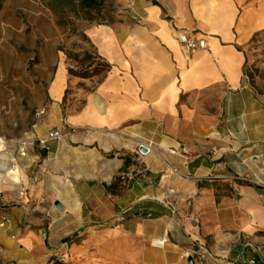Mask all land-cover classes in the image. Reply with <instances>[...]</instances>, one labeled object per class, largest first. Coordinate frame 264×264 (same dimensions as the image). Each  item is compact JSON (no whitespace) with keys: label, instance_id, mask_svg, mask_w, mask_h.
Wrapping results in <instances>:
<instances>
[{"label":"crops","instance_id":"0c3cea01","mask_svg":"<svg viewBox=\"0 0 264 264\" xmlns=\"http://www.w3.org/2000/svg\"><path fill=\"white\" fill-rule=\"evenodd\" d=\"M86 34L98 81L67 99L60 67L33 143L0 150V264H217L224 241L229 264H264V0H136Z\"/></svg>","mask_w":264,"mask_h":264},{"label":"rangeland","instance_id":"374dc122","mask_svg":"<svg viewBox=\"0 0 264 264\" xmlns=\"http://www.w3.org/2000/svg\"><path fill=\"white\" fill-rule=\"evenodd\" d=\"M104 2L100 12L93 11L92 18H86L79 0H0V137L7 141L6 147L30 136L47 111L51 84L60 67L69 73L67 99L75 89H89L98 81L100 74L84 78L70 72L88 66L85 50L95 54L86 31L96 25L118 24L136 5V0ZM254 47L257 62L248 69L249 77L264 92V36L255 40ZM82 239L74 241L83 244ZM224 242L213 253L217 264L231 263L230 246Z\"/></svg>","mask_w":264,"mask_h":264},{"label":"trees","instance_id":"16d2710c","mask_svg":"<svg viewBox=\"0 0 264 264\" xmlns=\"http://www.w3.org/2000/svg\"><path fill=\"white\" fill-rule=\"evenodd\" d=\"M73 1V0H72ZM104 0H79V6L81 10L86 11V18H92L91 14L93 11H101ZM159 4L158 2H155ZM94 48V47H93ZM95 50V49H94ZM83 59L88 64L84 70L78 71L77 69H70L71 74L76 76H82V77H93L95 75H99L102 72H104L107 68V64L101 60V58L98 56V54L95 52V54L92 53V50H85L83 52ZM72 237H67L63 239L64 242L71 241ZM254 261L256 264V259L252 258L251 261ZM62 264L61 262H57Z\"/></svg>","mask_w":264,"mask_h":264},{"label":"built area","instance_id":"2783aa9c","mask_svg":"<svg viewBox=\"0 0 264 264\" xmlns=\"http://www.w3.org/2000/svg\"><path fill=\"white\" fill-rule=\"evenodd\" d=\"M179 39L185 45V48L187 51H192V50H195L198 48H205L206 47L205 39L199 38L194 34H187L185 32H182L179 35ZM62 135H63V132L58 131V130H54V131H51L42 137H39L38 141L41 144H46L48 141L55 139V138H58V137H61ZM31 143H33V140L31 138H26L20 142V145L24 149L27 145H29ZM145 146H147V145H145ZM24 192H25V188L21 189L20 193L24 194ZM1 225L4 226L5 222H2ZM251 263L254 264L255 262L252 260Z\"/></svg>","mask_w":264,"mask_h":264},{"label":"water","instance_id":"95a60500","mask_svg":"<svg viewBox=\"0 0 264 264\" xmlns=\"http://www.w3.org/2000/svg\"><path fill=\"white\" fill-rule=\"evenodd\" d=\"M139 151H140L141 153L145 154V153H147V152L149 151V149H148V147L145 146L144 144H141V145L139 146ZM126 183H127V185H128L129 187H134V186L137 185L138 181H137V179H136V177H135L134 175L130 174V175L127 176V178H126ZM55 205H56L58 208H60V209H62V207H63L62 204H61L59 201H55ZM189 264H194L192 258L189 259Z\"/></svg>","mask_w":264,"mask_h":264},{"label":"bare ground","instance_id":"6f19581e","mask_svg":"<svg viewBox=\"0 0 264 264\" xmlns=\"http://www.w3.org/2000/svg\"><path fill=\"white\" fill-rule=\"evenodd\" d=\"M5 142H6L5 139L0 137V150L5 147ZM164 243L165 242L163 240H160V239L155 241V244L159 245V246H163Z\"/></svg>","mask_w":264,"mask_h":264}]
</instances>
